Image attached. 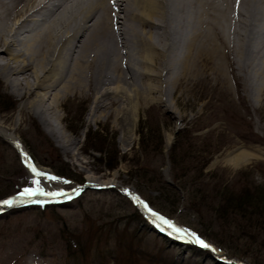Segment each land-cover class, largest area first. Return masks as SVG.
<instances>
[{
  "label": "rangeland",
  "instance_id": "obj_1",
  "mask_svg": "<svg viewBox=\"0 0 264 264\" xmlns=\"http://www.w3.org/2000/svg\"><path fill=\"white\" fill-rule=\"evenodd\" d=\"M216 35L226 56L182 78L167 93L170 108L138 109L129 140L112 117L89 118L90 99H68L51 119L59 140L80 141L69 149L79 162L34 113L18 112L20 98L0 78V129L14 132L22 149L0 135V264L219 263L190 246L203 248L182 229L238 264H264V100L254 106L241 58ZM29 158L57 179L34 177ZM88 174L113 184L91 185ZM33 179L45 192L64 194L20 200Z\"/></svg>",
  "mask_w": 264,
  "mask_h": 264
},
{
  "label": "bare ground",
  "instance_id": "obj_2",
  "mask_svg": "<svg viewBox=\"0 0 264 264\" xmlns=\"http://www.w3.org/2000/svg\"><path fill=\"white\" fill-rule=\"evenodd\" d=\"M216 31L241 58L258 106L264 100V0H0V78L20 98L18 112L34 113L79 162L69 149L80 141L64 134L59 140L51 119L60 118L68 99H90L89 118L112 117L129 140L138 109L170 108L167 93L182 78L187 82L226 56ZM0 135L21 149L14 132L0 129ZM171 139L167 133L166 148ZM26 163L50 176L30 158ZM86 178L91 185L113 184L102 175ZM56 193L20 200L48 202L64 194ZM182 234L196 241L193 233Z\"/></svg>",
  "mask_w": 264,
  "mask_h": 264
},
{
  "label": "snow or ice",
  "instance_id": "obj_3",
  "mask_svg": "<svg viewBox=\"0 0 264 264\" xmlns=\"http://www.w3.org/2000/svg\"><path fill=\"white\" fill-rule=\"evenodd\" d=\"M31 172L33 174L34 177H43V179L45 180H56V177H52V176H48L47 174L41 172V171H37V169L35 167L31 168ZM33 183V187L32 188H25L19 195L22 197H37V196H56L59 195L60 193H56V192H45L41 187H40V180L38 179H33L32 181ZM5 204L11 205V201H4ZM147 207V206H145ZM162 223H166L168 224L169 227H172V225L170 223H168L167 221H163ZM175 231H179L178 229H174ZM202 247H208L207 244H205L203 241H198Z\"/></svg>",
  "mask_w": 264,
  "mask_h": 264
},
{
  "label": "water",
  "instance_id": "obj_4",
  "mask_svg": "<svg viewBox=\"0 0 264 264\" xmlns=\"http://www.w3.org/2000/svg\"><path fill=\"white\" fill-rule=\"evenodd\" d=\"M86 185V184H85ZM138 200H140L139 198H138ZM146 203V202H145ZM146 205H148L147 203H146ZM148 207H149V205H148ZM195 237H196V241H203L205 244H207L208 245V249L211 251H213V252H215V254H214V257L216 258V259H218V260H223L224 262H226L227 264H238L237 263V259H235L234 257H230V256H228L226 253H224V251H219L215 246H213L211 243H209L208 241H205V240H203L200 236L198 237V236H196V235H194ZM238 262H240V261H238Z\"/></svg>",
  "mask_w": 264,
  "mask_h": 264
},
{
  "label": "trees",
  "instance_id": "obj_5",
  "mask_svg": "<svg viewBox=\"0 0 264 264\" xmlns=\"http://www.w3.org/2000/svg\"><path fill=\"white\" fill-rule=\"evenodd\" d=\"M185 245H188V244H185ZM190 246H193L194 248H195V250H202L203 252H206V253H208L209 255H211V253L210 252H208L206 249H203V248H201V247H199V246H197V245H194V244H189ZM188 245V246H189ZM212 260H214V262H217L214 258H212ZM219 264V263H218Z\"/></svg>",
  "mask_w": 264,
  "mask_h": 264
}]
</instances>
